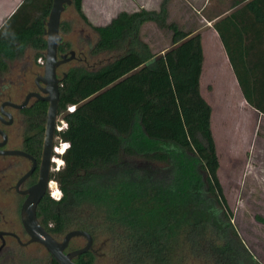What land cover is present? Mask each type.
Listing matches in <instances>:
<instances>
[{
  "label": "trees",
  "instance_id": "trees-1",
  "mask_svg": "<svg viewBox=\"0 0 264 264\" xmlns=\"http://www.w3.org/2000/svg\"><path fill=\"white\" fill-rule=\"evenodd\" d=\"M70 1L96 35L89 55H117L95 70L70 66L60 80L57 115L65 127L55 137L66 148L63 167L50 179L61 197L39 201L35 214L41 226L56 237L74 223L91 239L93 231L103 229L117 244L121 264H169L173 244L206 264H253L229 223L216 176L211 109L198 85L200 35L167 23L165 0L157 12H121L98 27L88 24L81 0ZM50 5L47 0L39 16L11 32L16 17L0 29V71L28 46L44 48L41 21ZM148 22L170 32L171 47L161 54H150L138 38V29ZM213 29L226 47L218 23ZM68 49L63 44L58 52ZM235 78L245 102L264 116V89H249L236 72ZM45 109L44 102L35 101L22 111L36 149ZM99 217L102 226L87 222ZM91 262L89 253L77 257V264ZM50 264L56 263L50 258Z\"/></svg>",
  "mask_w": 264,
  "mask_h": 264
},
{
  "label": "rangeland",
  "instance_id": "rangeland-1",
  "mask_svg": "<svg viewBox=\"0 0 264 264\" xmlns=\"http://www.w3.org/2000/svg\"><path fill=\"white\" fill-rule=\"evenodd\" d=\"M162 1H146V10H142L157 12ZM196 1L199 2V0H165L166 22L174 23L183 32L192 33L196 21L194 9L198 7ZM81 3L82 14L88 24L94 27L107 24L110 19L121 12L131 13L140 10L139 5H135L136 9L131 6L129 0H81ZM61 25L59 31L61 45L67 44L74 52L76 60L59 67L58 78L70 66L82 64L95 70L116 57L117 54L114 52L89 55L96 41V35L88 25L81 21L72 6L65 7L61 14ZM138 38L147 46L150 54H161L171 47L170 32L157 28L153 23H144L138 29ZM207 40H205V54L210 60L209 40ZM81 59L84 62H81ZM36 61L31 58H19L7 63L6 69L0 73V102L20 103L24 95L34 89L32 79L42 72V69L36 65ZM202 87L204 88V83ZM213 101L208 99L205 102L211 103L212 107L210 130L218 161L216 176L225 200L226 215L236 233L239 245L250 255L253 264H264V225L256 219L264 220V150L260 149L264 144L258 140L257 130L253 129L251 119L249 120L250 116L243 114L238 107H224L221 105L222 102L217 105V102ZM9 113L13 118L12 124L4 127L2 131L7 135L8 146L16 147L19 144L23 127H21L20 114L12 110H9ZM64 127L61 115H57L56 128L62 130ZM54 142V150L58 149L59 153L53 158L56 162L54 167L56 172L63 167L60 156L66 144L56 138ZM7 164L6 159L0 158V232L13 233L23 244L27 238L19 224L20 203L13 190L9 188L11 181ZM51 183L49 185L50 195L56 191L60 198L61 194L57 184L53 181ZM101 221L99 217L95 220L88 218L87 222L96 228L102 226ZM73 224L55 239L60 241L65 233L77 229ZM92 234L91 264H121L118 246L109 241L105 230L98 229ZM3 244L4 247L0 251V264H50L49 255L40 245L19 246L7 237L3 238ZM84 244V239L73 238L69 241L67 250L81 248ZM171 249L173 251H169V264H206L200 259L191 257L183 245L173 244Z\"/></svg>",
  "mask_w": 264,
  "mask_h": 264
},
{
  "label": "crops",
  "instance_id": "crops-1",
  "mask_svg": "<svg viewBox=\"0 0 264 264\" xmlns=\"http://www.w3.org/2000/svg\"><path fill=\"white\" fill-rule=\"evenodd\" d=\"M146 1L149 2L150 0ZM146 1L129 0V3L135 9L137 8L135 5H139L140 10H146ZM214 1L215 3H213ZM250 1L252 0L196 1L198 7L194 9L196 21L192 34L198 33L200 35L202 51V64L198 81L200 96L205 101L214 100L217 105L222 102L221 105L224 107H238L239 111L250 116L249 120L251 119L253 129L257 130L258 133L257 138L264 144V116L253 110L245 102L235 78L236 72L246 81L249 89H264V0L259 3L248 4ZM46 2L47 0H0V29L13 17L16 18L14 23L8 26L10 32L22 26L24 22H29L30 19L39 16L45 10ZM46 20L47 17L41 21L40 31V38L44 44ZM216 23H218L220 32L224 36L226 47L213 29V25ZM60 27L61 15L59 31ZM38 38L37 35L32 41L35 42ZM206 39L209 40L210 60L205 54ZM225 48H227L228 53ZM44 50L45 46L41 49L37 43L36 46L25 48L20 58L34 60L37 57V60L43 59ZM203 83L204 88L202 87ZM207 103L212 110L211 103ZM261 104L264 105V97L261 99ZM260 149L264 150V146L261 145Z\"/></svg>",
  "mask_w": 264,
  "mask_h": 264
},
{
  "label": "water",
  "instance_id": "water-1",
  "mask_svg": "<svg viewBox=\"0 0 264 264\" xmlns=\"http://www.w3.org/2000/svg\"><path fill=\"white\" fill-rule=\"evenodd\" d=\"M70 5V0H51V5L44 29L45 50L43 55L44 62L42 67V75L37 76L34 80L39 94L28 93L20 105H14L10 102H4L0 107V112H2L1 109L3 107L21 109L26 105L30 98L45 102L47 105L43 127L39 177L37 183L27 191V197L21 204L19 212V222L23 233L27 236L26 242L21 244V246L29 244L40 245L56 264H75L72 262V260L75 257L86 253L90 249L92 244L91 236L83 230H70L63 235L60 241H57L40 226L35 216L36 206L44 194L45 186L48 181L49 158L51 155L52 142L55 133L54 127L57 116L58 87L60 81L56 77V69L57 67L73 60L74 58L73 51H69L67 54L60 55L57 58V44L60 41V15L64 7ZM39 83L41 86L39 85ZM4 115L10 121L9 115ZM0 135L3 139L2 143H0V146H2L4 144L5 138L2 133H0ZM0 155L25 156L19 151H0ZM2 235L9 234L0 232V240ZM73 238L84 239V246L68 254H63V251L67 247L68 242ZM2 246L3 242L1 241L0 249Z\"/></svg>",
  "mask_w": 264,
  "mask_h": 264
},
{
  "label": "flooded vegetation",
  "instance_id": "flooded-vegetation-1",
  "mask_svg": "<svg viewBox=\"0 0 264 264\" xmlns=\"http://www.w3.org/2000/svg\"><path fill=\"white\" fill-rule=\"evenodd\" d=\"M60 45H61V41H59L58 44H57V58L60 55L67 54L69 51H72V50L68 49L64 53H59L58 52V47ZM41 60L43 61V59H41ZM75 60H76V57H75V54H74V58L71 61H75ZM71 61H69L67 63H70ZM78 61H80V60H78ZM81 62H84V60L81 59ZM36 63H37V61H36ZM67 63H65V64H67ZM65 64H63V65H65ZM36 65L39 68H41V69L43 67V65L40 66L38 63ZM63 65H61V66H63ZM61 66H59V67H61ZM59 67H57V69H56V77H57V70H58ZM64 74H65V72H62L60 77L59 78L57 77V79L61 80L64 77ZM41 75H42V72H41V74H39V75L37 74V75H35L33 77L32 84L34 86V89L32 91H28L24 95V97L22 98V101L20 103L14 104V105H20L23 102L25 96L28 93H38L39 94L37 86L34 83V80H35V78L37 76H41ZM59 84H60V81H59ZM39 85H40V83H39ZM35 101H39V100L34 99V98H30L28 100V102L26 103V105L23 108H21V109H12L10 107H3L1 109L2 112H0V133H2L4 135V138H5L4 139V144L2 146H0V151H19V152H21L22 154L25 155V156H23V155H0V158L6 159L7 162H8L7 170L10 172L9 180L11 181L9 188L13 190L14 195L17 197L18 202L20 203L19 208H18V219H19V212H20L21 204L23 203V201L27 197V191L37 183V180H38V177H39V169H40V163H41V150H42L43 131H42L40 144L38 146L36 145L37 146V149H36V147H33L35 145L32 143V141L28 139V137L30 136L31 132H28L26 130V123H25V119L26 118L22 114V111L25 110L26 108L30 107ZM4 102H10V101H2V102H0V107H1V105ZM39 102H42V101H39ZM46 107H47V105H46ZM9 110L15 111L18 114H20L21 127H23V132L20 135L19 144L16 147H9L8 146L9 141H8L7 135L2 131V129L4 127L10 126L12 124L13 118H12L11 114L9 113ZM45 113H46V109H45ZM4 114H8L9 115L10 121L8 120V118ZM44 121H45V116H44ZM43 127H44V122H43ZM54 129H55V132H58L57 129H56V120H55ZM60 130L61 129H59V131ZM55 138L56 137H55V133H54L53 142H52V148H51V155H50V158H49V165H48V170H49L48 171V181L46 183L45 191H44V194L41 197V199L44 198V197H50V196H51L52 199L54 197H57L56 191L50 195V189L51 188L49 186L50 183L52 182L51 179H50V176H51V174L53 172H55L54 167L56 165V162H55V160L53 158H54V156L56 154H59L58 153V149L54 150V148H55V142H54ZM2 141H3V139H2V136L0 135V143H2ZM56 170H57V167H56ZM52 195H54V196H52ZM36 208H37V206H36ZM35 213H36V209H35ZM35 216H36V214H35ZM37 221H38V223L41 226L40 221L38 219H37ZM19 224H20V222H19ZM5 233H7L9 235H2L0 241L3 242V238L7 237V238H10V239L14 240L19 246H21L22 243L19 241V239H18V237L16 235H14L13 233H10V232H5ZM10 234L14 235L17 239L14 236L10 235ZM24 236L27 238V236L25 234H24ZM53 238H55V237H53ZM92 246H93V243L91 244L90 249L86 253H89L90 255L93 254ZM3 247H4V244L1 247L0 251L3 249ZM67 249H68V244H67V247L64 249L63 254H68V253H70L72 251H75V250H78L80 248H77L75 250H67ZM86 253H84V254H86ZM84 254H81V255H84ZM77 257H75L72 260V262L75 263V264H77Z\"/></svg>",
  "mask_w": 264,
  "mask_h": 264
},
{
  "label": "built area",
  "instance_id": "built-area-1",
  "mask_svg": "<svg viewBox=\"0 0 264 264\" xmlns=\"http://www.w3.org/2000/svg\"><path fill=\"white\" fill-rule=\"evenodd\" d=\"M37 63H38L40 66L43 65V61H42L41 59H38V60H37ZM72 110H73V107H68V108H66V111H67V112H72ZM56 129H57V128H56ZM57 131H59V129H57ZM53 199H54V200H58V199H59V195H58L57 197H54Z\"/></svg>",
  "mask_w": 264,
  "mask_h": 264
},
{
  "label": "bare ground",
  "instance_id": "bare-ground-1",
  "mask_svg": "<svg viewBox=\"0 0 264 264\" xmlns=\"http://www.w3.org/2000/svg\"><path fill=\"white\" fill-rule=\"evenodd\" d=\"M62 153V151H60ZM57 194V193H56Z\"/></svg>",
  "mask_w": 264,
  "mask_h": 264
}]
</instances>
